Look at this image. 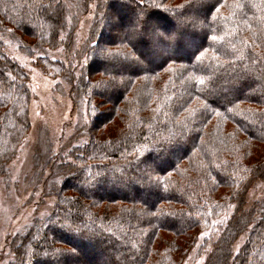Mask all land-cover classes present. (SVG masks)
Wrapping results in <instances>:
<instances>
[{
	"label": "trees",
	"instance_id": "1",
	"mask_svg": "<svg viewBox=\"0 0 264 264\" xmlns=\"http://www.w3.org/2000/svg\"><path fill=\"white\" fill-rule=\"evenodd\" d=\"M91 1L76 46L79 18L68 30L64 0H0V32L19 34L26 54L65 43L82 61L77 74L40 59L69 80L75 104L87 99L89 119L86 140L58 153L42 139L36 172L51 169L56 204L11 237L7 264H185L264 176V0L81 4ZM115 9L130 31H109ZM30 99L27 72L0 40V177L30 128ZM207 264H264V197L229 219Z\"/></svg>",
	"mask_w": 264,
	"mask_h": 264
},
{
	"label": "rangeland",
	"instance_id": "2",
	"mask_svg": "<svg viewBox=\"0 0 264 264\" xmlns=\"http://www.w3.org/2000/svg\"><path fill=\"white\" fill-rule=\"evenodd\" d=\"M64 3L68 9V30L77 19L76 15L79 18L75 42L76 46H81L90 32L97 5L91 1L90 5L85 6L81 4V0H64ZM138 16L140 13L133 11L132 14L129 13L127 20L132 21L133 24ZM204 16L205 10L201 11L200 15L196 14L199 19L198 25H201ZM107 17V28L111 33L119 30L130 31L133 28L130 23L119 24L120 12H116V9ZM157 32L164 36L171 33L161 29ZM65 35L66 32L62 36ZM107 38L104 36L102 40L105 42ZM0 40L5 44L9 56L24 67L28 74V86L31 91L28 107L30 128L16 156L9 163V175L0 177V264H7L12 255L9 250L11 237L21 231L32 219L48 215L56 204V195L52 194L56 182L45 180L51 169L45 170L43 179L36 172L35 158L42 147V139L48 135L54 143V151L58 153L62 148L67 149L73 143L86 140V124L89 119L87 99H82V102L75 104L70 94L72 85L69 80L62 75H57L54 70H48L40 61L41 57L62 61L66 66L75 69L78 74L82 61L79 57L73 58L69 54L65 43L57 49H38L28 55L20 48L23 38L14 31L0 32ZM108 106H110L108 103H104L101 107ZM263 197L264 176L259 174L250 181L244 201L231 204L215 227L201 233L197 245L190 251L185 264H207L213 250V242L221 235L229 219L235 214L238 216L242 210H248L253 203ZM246 234L247 231H244L237 236L233 246L235 254L246 241ZM101 259L105 260V257L102 256ZM107 263L109 264L108 260Z\"/></svg>",
	"mask_w": 264,
	"mask_h": 264
}]
</instances>
